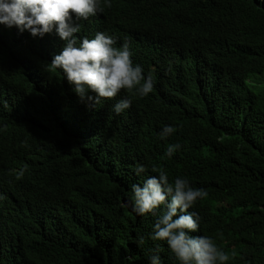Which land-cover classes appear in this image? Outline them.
Wrapping results in <instances>:
<instances>
[{
  "label": "trees",
  "instance_id": "1",
  "mask_svg": "<svg viewBox=\"0 0 264 264\" xmlns=\"http://www.w3.org/2000/svg\"><path fill=\"white\" fill-rule=\"evenodd\" d=\"M121 13L133 15L113 26ZM104 14L77 36L127 40L154 78L120 115L123 96L92 107L51 69L55 31L0 25V264H149L155 244L178 264L165 241L137 243L154 217L128 204L131 185L159 171L207 191L189 209L201 218L193 235L213 237L228 264H264V0H112ZM166 124L176 132L162 140Z\"/></svg>",
  "mask_w": 264,
  "mask_h": 264
},
{
  "label": "clouds",
  "instance_id": "2",
  "mask_svg": "<svg viewBox=\"0 0 264 264\" xmlns=\"http://www.w3.org/2000/svg\"><path fill=\"white\" fill-rule=\"evenodd\" d=\"M112 0H0V25L19 33L27 31L33 38H43L53 31L64 41L59 54L53 56L51 69L59 71L81 102L92 107L106 100L123 96L111 111L120 115L132 106L135 98L147 97L154 89V78L145 76L141 65L134 64L133 52L125 40L117 47V38L106 32H97L92 39L78 37L81 32L79 21H104L105 10ZM133 14L121 13L112 22L117 25ZM135 16V15H134ZM137 29L144 26L135 16ZM59 44L56 49H59ZM4 107L6 100H0ZM176 132L172 125H164L158 136L166 140ZM182 148L180 143L167 146L165 156L171 159ZM27 167H21L18 175L23 176ZM152 172L158 170L153 168ZM136 176L147 173L143 164L134 168ZM128 204L131 211L140 217H154L152 230L147 236L138 237L137 243L146 240L165 241L178 264H228L229 254L219 247L208 235H193L200 230V216L194 208L199 200L207 197L203 188L193 187L187 178L177 177L169 182L168 174L148 175L142 184H132ZM264 212V208H261ZM161 246L149 249V264H163ZM128 264L134 258L126 257Z\"/></svg>",
  "mask_w": 264,
  "mask_h": 264
}]
</instances>
